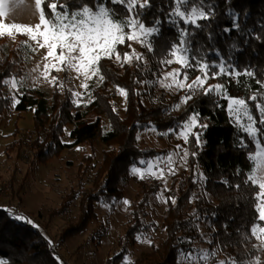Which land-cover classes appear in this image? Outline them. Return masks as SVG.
Returning <instances> with one entry per match:
<instances>
[{
    "label": "trees",
    "instance_id": "obj_1",
    "mask_svg": "<svg viewBox=\"0 0 264 264\" xmlns=\"http://www.w3.org/2000/svg\"><path fill=\"white\" fill-rule=\"evenodd\" d=\"M212 2L216 5L215 18L208 22L201 21L210 24V27L197 30L192 37L194 47L201 50L195 55L216 61L219 59L213 51L216 49L222 57L234 56L235 62L241 67L245 64L253 65L255 75L251 79L241 77L246 82L244 87L235 84L230 87V90H235L241 98L246 95L250 97L259 91L257 79L264 81V75H261L264 73V0ZM151 4L152 7L146 11L143 19L151 24L154 18L159 17L162 21V31L159 38L155 39V53L149 54L144 49L147 64L139 66L137 62H133L132 65L122 64L118 67L112 59L103 60L105 79L91 89L90 103L83 104L79 109L74 106L71 91L61 90L58 85L53 86L50 93L39 88L24 89L15 111L17 119H21L25 114H32L33 131L26 146L23 136L21 137V133L15 129L12 136L20 138L10 146L8 152L26 147L30 167L36 164L45 165L57 150L63 151L70 147L62 143L65 128L68 126L73 128L70 135L73 147H88L91 152L98 143L105 147L92 187L85 190L80 197L81 214L77 224L64 232L59 242L62 243L65 238L86 230L88 225L97 219L94 204H111L123 199L121 185L131 181L130 172L134 164L140 168V160L147 161L156 157L154 152L143 151L137 147L138 134L147 129H156L155 131L163 133L174 126L177 120L185 119L186 113L194 106L206 118L204 122L209 124L204 135L206 144L202 148H197L194 141L192 145H186L190 152L197 151L199 155L196 159L189 156L185 170L171 177L170 187L165 193L167 210L161 225L163 243L160 247L152 246L149 253L132 264H181L182 254L193 249L195 243L205 244L208 249L213 250L223 247L220 253L224 256L241 253L248 255L251 262L259 260L260 264H264V245L258 247L256 238L244 242L237 232L242 225H252L256 215L252 197L259 191L258 188L243 184V174L240 177L235 175L237 165L248 169L251 164L253 168L252 162L246 159L250 153L239 148L240 140L248 142L247 135L230 121L226 110L227 102L219 99L215 93L204 96L201 92L188 105H183L179 112L173 105L179 103L186 94L185 91H179L175 95L164 91L155 93L153 82L157 77H161L165 70L160 60L168 59L165 51L170 47V42L177 39V32L167 23H163L170 8L174 7L172 0H151ZM230 7L236 14V22L243 28L239 35L235 30L231 33L223 31L225 27H231L233 24L229 14ZM119 10L124 11L122 8ZM181 26L183 27L182 22ZM209 32L212 33L211 40L208 37ZM4 39L0 37V41ZM233 43L242 50L232 49ZM126 45L127 43L119 47L120 52ZM3 47L4 43H0V80L8 78L10 74L18 77L15 72L16 63H13L14 57L6 53ZM144 81L152 83H143ZM217 82L209 80L207 84ZM118 86L128 93L123 116L115 108L111 91L112 88L118 89ZM6 89L7 85L0 86V117L13 104ZM260 98H264V91H260L258 100L251 103L260 102ZM144 99L150 102V107L145 106ZM91 115L95 117L89 121ZM254 119L259 122L258 110L254 112ZM171 136L173 135L169 137ZM252 144L254 145L253 142ZM262 145L264 146V141ZM254 152L255 148L251 154ZM197 160L199 171L208 178L206 182L193 183V170L197 166ZM92 161V153L83 157L79 165L81 175L89 171ZM221 179H227L231 185L239 182L241 189L237 191L234 187H227L220 183ZM161 187L162 183L158 180L138 181L135 202L130 206L126 233L118 240L121 251L109 258L106 264H121L128 254L126 244L133 245L135 239L144 233L146 210L150 200L159 193ZM76 197L77 193L74 197L65 198L66 203L62 205V211L67 210L69 203ZM169 197L177 202L171 203ZM194 213H198L202 219L198 221ZM225 224L228 225L227 229L224 228ZM259 226L264 227V223ZM149 227L156 229L154 224ZM200 227H203V232H199ZM103 236L104 234L98 235L99 238ZM0 259L7 261V264H60L52 245L41 230L11 219L3 209L0 211Z\"/></svg>",
    "mask_w": 264,
    "mask_h": 264
},
{
    "label": "snow or ice",
    "instance_id": "obj_2",
    "mask_svg": "<svg viewBox=\"0 0 264 264\" xmlns=\"http://www.w3.org/2000/svg\"><path fill=\"white\" fill-rule=\"evenodd\" d=\"M33 3L35 14L38 17L37 23L33 25L5 22L6 17L22 9L27 10ZM172 4L174 7L170 8L163 23L173 27L177 32V39L171 41L170 47L165 51V56L171 57V59H161L160 64L165 66L176 63L179 67L166 73L165 79L170 77L172 82L165 84L161 81V86L186 92L179 103L173 105L177 109L181 105H188L201 92L204 96L215 93L219 99L227 102L226 110L230 114V121L232 117H236L237 126L242 127L243 131L247 133L248 142L245 143L244 140H240L239 148L250 153L246 157L247 160L255 162V168H252L251 164L248 169H243L237 165L235 175L240 177L243 174L245 186L259 189L252 197L255 202L253 211L256 214L252 225L250 227L242 225L241 229H237V232L244 242L251 238L260 239L256 233L257 227L264 223V147H261L262 141H264V98H260L258 103L251 102L257 101L260 97V91H264V81L257 79L259 91L250 97L246 95L241 98L231 95L230 87L233 84L244 87L246 82L241 79L242 76L251 79L255 75L254 66L245 64L241 67L235 62L234 56L222 57L219 50L216 49L213 51L216 52L219 59L209 61L202 55H195L201 50L195 48L192 41L197 30L210 27V24L201 23V21L208 22L215 18L216 5L212 0H172ZM151 7V0H0V37L5 35L11 37L14 34L25 35L27 40L24 43L28 45L30 51L35 53L40 49H45V54L42 57L45 63L40 76L54 87L58 85L63 89V82H60L57 76L52 75L53 72L60 71L74 72L76 75L73 79H79L83 76L85 80H92L94 77H98L103 82L105 79L102 69L103 60L115 58L118 62L123 59L124 63H130L133 57L137 61L145 59L144 54L132 49L129 42L140 44L149 54L155 53V39H158L161 34L162 21L156 17L149 24L143 19L146 11ZM120 8L124 11L121 12ZM229 14L230 18L233 19V24L231 27H225L223 31L224 33H231L235 30L239 35L243 28L241 24L236 22V14L231 7ZM208 37L209 40L212 39L211 32L208 33ZM126 43L130 51L121 54L119 47ZM32 44H35L36 47H32ZM231 48L237 51L242 50L237 48L236 43H233ZM38 68L39 65H37ZM37 69H33V71L35 72ZM191 72H198L199 74L189 83ZM209 80H217L218 82L206 87L205 85ZM9 82H11V89L13 90L12 98L15 103H19V100L15 99V90L23 85L18 83L15 74H10L8 78L0 80V86H6ZM143 83L150 84L152 81H144ZM81 87L87 90L89 84L83 83ZM118 90L122 95L127 96L128 93L125 89L118 86ZM72 95L79 99L82 94L73 91ZM73 102L76 103L77 101ZM257 110L259 112L258 123L257 119H254V112ZM241 116L246 117L247 124H241ZM205 119L193 106L192 110L186 113L185 119L177 120L174 126L162 133L165 136L175 135L177 139L183 141V145L177 144L175 153L169 152L166 156L155 157V163L152 160H140L139 164L145 165L146 168L142 171L134 164L131 173L134 176L139 175L143 179L145 172L156 177L157 172L154 169H158V178H162L164 168H161L160 164L168 166L169 174H174V157L185 165L188 163L189 156L196 159L199 153L197 151L190 152L189 148L185 146L192 145L193 141L197 148H202L206 144L204 135L209 124L204 122ZM68 135L71 133L69 132ZM258 137L260 138L258 139ZM253 141L254 145L252 144ZM250 145L252 146L250 147ZM253 148L256 151L251 154ZM257 171L261 173L259 178L250 174ZM193 178V183L206 182L208 179L203 172L199 171L198 160L197 166L193 170ZM220 183L227 187H234L237 191L241 189L239 182L231 185L227 179H221ZM169 199L173 204L177 202L174 198L169 197ZM123 203L127 205L130 202L125 199ZM193 215L198 221L202 219L198 213ZM10 218L37 227L32 220L21 214H10ZM227 227L228 225L225 224L224 228L227 229ZM259 231L264 233V227L259 228ZM209 242L211 243V240ZM260 242L264 245V240ZM51 243L49 241V244ZM220 251H223V247L216 250L211 248L207 250L189 249L185 259L207 262L210 257L214 258ZM254 254L253 252L252 255ZM124 262L130 264L127 257H124ZM0 264H7V261L0 259ZM217 264H251V261L248 255L237 253L235 256H226ZM255 264H260V261H255Z\"/></svg>",
    "mask_w": 264,
    "mask_h": 264
},
{
    "label": "rangeland",
    "instance_id": "obj_3",
    "mask_svg": "<svg viewBox=\"0 0 264 264\" xmlns=\"http://www.w3.org/2000/svg\"><path fill=\"white\" fill-rule=\"evenodd\" d=\"M5 22L30 23L34 25L38 22L34 3L27 10L22 9L6 17ZM3 38H5V41H0V43H4L5 52L10 53L14 57L17 68L15 72L18 74L16 79L18 83L23 85L15 90V99H20L24 89L39 88L48 93L52 92L53 85L40 76L45 63L42 57L46 50L40 49L35 53L30 51L28 45L24 43L27 40L25 35L14 34L11 37L5 35ZM129 43H131L132 49H135L136 52L144 54L145 48H142L140 44L136 42ZM32 47H36V45L32 44ZM129 51L130 49L126 45L121 53ZM168 59H171V57H168ZM112 60L118 67L122 64L132 65L133 62H137L139 66L147 64L146 58L143 61H137L133 57L130 63H124L123 59L119 62L115 58ZM37 65H39L38 69ZM178 67L179 65L176 63L165 65V70L161 77H157L153 82L156 94L164 91L170 95H175L179 91H183L175 88L167 89L161 86V81L165 84L172 82L170 77L165 79L166 73ZM33 69H37V71L34 72ZM198 74V72H191L188 82L190 83ZM52 75L57 76L59 81L63 82V89H67L71 93L74 91L82 94L79 99L73 96V101H77L76 103L73 102L76 109H79L83 104L90 103L91 89L101 83L98 77H94L92 80H85L83 76L79 79H73L76 74L72 71L67 73L63 71L53 72ZM83 83L89 84L87 90L81 87ZM208 85L211 84L206 83L205 86L207 87ZM63 89L61 88V90ZM111 91L114 95L115 108L123 116L126 107V96L122 95L117 88H112ZM6 93L11 97L13 104L0 117V209L5 210L9 215L21 214L32 220L48 242H52L50 245H52L57 261L60 264H106L109 258L121 251L118 240L126 233L127 223L130 220V206L135 202V190L141 178L139 175L134 176L130 172L131 181L121 185L124 195L123 199L111 204H94V214L97 219L92 221L83 232L69 236L62 243H59L64 232L77 224V219H79L81 214L80 197L85 190L91 189L95 174L101 164L102 151L105 147L98 143L92 152L88 147H73V141L68 135L73 128L68 126L65 128L62 143L70 147L63 151L57 150L54 157L47 164H36L30 167L29 153L26 147L21 148L19 151L8 152V150L20 138V136H12L15 129H18L21 137L23 136L26 146L29 144L33 131L32 114H25L21 119H17L15 106L18 103H15L12 98L11 82L7 84ZM230 94L241 97L235 90H230ZM144 104L146 107H150V102L147 99H144ZM182 107L183 105L177 109V112ZM94 117V115H91L88 120L92 121ZM236 119V117H232L234 124H236ZM240 122L241 124L248 123L244 116H241ZM239 129L245 133L242 127H239ZM245 134L247 135V133ZM177 144L183 145V141L177 139L175 135L171 137L165 136L153 129L144 130L137 136V147L143 151L154 152L157 154L156 157L166 156L169 152L175 153ZM261 147L264 146L261 144ZM90 153L93 154L90 169L86 174L81 175L79 165L83 157L90 155ZM150 160L155 163V157ZM174 160V174H169L168 166L164 164H160V167L164 168V176L162 178H158V169H154L157 172L156 177L147 172L144 173L143 179L147 181L158 180L162 183V187L159 193L150 200L149 207L146 210L147 216L144 218L146 229L144 233L138 236L139 239L138 237L135 239L133 245L126 244L128 252L126 257L130 264L144 254L149 253L152 246L160 247L163 243L164 234L161 231V225L167 210L165 193L170 187L171 177L186 168V165L178 158L174 157ZM251 162L253 168H255V162ZM140 168L143 171L146 166L141 165ZM250 174H254L258 178L261 175L259 171ZM76 193L77 197L72 199L67 210L62 211V205L66 203L65 198L74 197ZM125 199L130 203L125 205L123 203ZM152 224L156 226V229L149 227ZM261 227H257L256 233L260 237V239H256L258 247L261 246L260 241L264 234L259 231ZM203 231V227H200L199 232ZM99 234H104V236L99 238ZM193 249L207 250L208 246L195 243ZM187 254H182L181 264H217L219 260H223L226 257L219 252L214 258L210 257L207 262H204L186 260L185 255ZM121 264H125L124 260ZM251 264H255V261L251 262Z\"/></svg>",
    "mask_w": 264,
    "mask_h": 264
}]
</instances>
